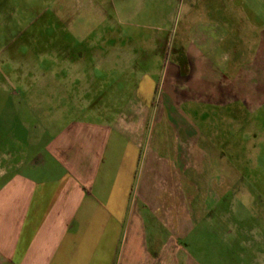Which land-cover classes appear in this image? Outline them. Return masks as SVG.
<instances>
[{
	"label": "crops",
	"instance_id": "1",
	"mask_svg": "<svg viewBox=\"0 0 264 264\" xmlns=\"http://www.w3.org/2000/svg\"><path fill=\"white\" fill-rule=\"evenodd\" d=\"M209 27L192 33L183 57L170 65L177 88L162 85L168 75L161 68L150 110L128 99V115L110 116L86 81L70 101L79 113L68 120L61 90L43 88L36 99L18 73L13 91L0 81V264H201L183 243L206 232L195 230L206 225V146L195 144L178 109L264 103V75L242 74L227 56L221 74L230 85L212 80L209 62L224 55L213 56V33L220 42L227 35ZM87 56L97 61L77 55L80 66ZM93 74L80 72L75 82L92 83ZM243 76L255 82L243 83ZM211 84L225 86L212 92ZM238 247V264H264V241L239 240Z\"/></svg>",
	"mask_w": 264,
	"mask_h": 264
},
{
	"label": "rangeland",
	"instance_id": "2",
	"mask_svg": "<svg viewBox=\"0 0 264 264\" xmlns=\"http://www.w3.org/2000/svg\"><path fill=\"white\" fill-rule=\"evenodd\" d=\"M206 26L227 35L220 42L213 33V56L224 53L209 62L214 82L230 85L221 74L224 56L242 74L264 75V0H0V81L13 91L18 73L19 85L34 86L36 99L43 88L61 90L68 120L79 113L70 101L86 81L99 92L96 105L109 106L110 116L119 110L128 115V99L132 107L150 110L161 68L168 75L162 85L177 88L170 65L183 57L192 33L206 34ZM85 54L97 61L87 56L80 66L76 57ZM87 71L94 72L93 82L76 83ZM213 85L212 92L225 86ZM248 105L186 103L178 109L194 129L195 144L206 146V225L195 229L206 232L183 243L201 264H238L239 240L264 241V103Z\"/></svg>",
	"mask_w": 264,
	"mask_h": 264
}]
</instances>
